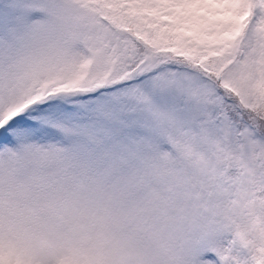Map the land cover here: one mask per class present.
I'll return each instance as SVG.
<instances>
[{
  "label": "snow or ice",
  "instance_id": "6c2138e0",
  "mask_svg": "<svg viewBox=\"0 0 264 264\" xmlns=\"http://www.w3.org/2000/svg\"><path fill=\"white\" fill-rule=\"evenodd\" d=\"M0 264H264V0H0Z\"/></svg>",
  "mask_w": 264,
  "mask_h": 264
}]
</instances>
